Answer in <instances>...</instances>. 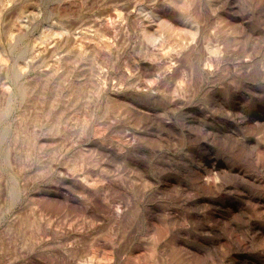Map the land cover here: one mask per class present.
<instances>
[{
  "label": "rangeland",
  "instance_id": "obj_1",
  "mask_svg": "<svg viewBox=\"0 0 264 264\" xmlns=\"http://www.w3.org/2000/svg\"><path fill=\"white\" fill-rule=\"evenodd\" d=\"M0 264H264V0H0Z\"/></svg>",
  "mask_w": 264,
  "mask_h": 264
}]
</instances>
